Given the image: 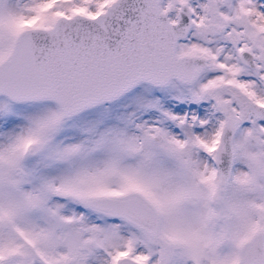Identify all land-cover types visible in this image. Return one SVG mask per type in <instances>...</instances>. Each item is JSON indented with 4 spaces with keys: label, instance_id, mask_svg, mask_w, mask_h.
I'll return each mask as SVG.
<instances>
[{
    "label": "snow or ice",
    "instance_id": "obj_1",
    "mask_svg": "<svg viewBox=\"0 0 264 264\" xmlns=\"http://www.w3.org/2000/svg\"><path fill=\"white\" fill-rule=\"evenodd\" d=\"M0 264H264V0H0Z\"/></svg>",
    "mask_w": 264,
    "mask_h": 264
}]
</instances>
